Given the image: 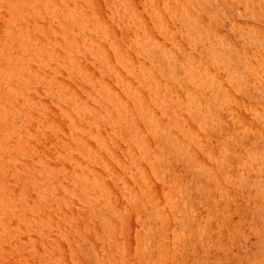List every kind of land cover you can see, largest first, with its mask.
Here are the masks:
<instances>
[{"label": "rangeland", "instance_id": "rangeland-1", "mask_svg": "<svg viewBox=\"0 0 264 264\" xmlns=\"http://www.w3.org/2000/svg\"><path fill=\"white\" fill-rule=\"evenodd\" d=\"M0 264H264V0H0Z\"/></svg>", "mask_w": 264, "mask_h": 264}]
</instances>
